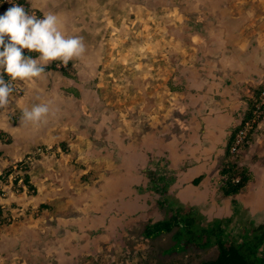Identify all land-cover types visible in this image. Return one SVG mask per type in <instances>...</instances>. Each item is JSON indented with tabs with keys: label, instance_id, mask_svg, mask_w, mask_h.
<instances>
[{
	"label": "rangeland",
	"instance_id": "1",
	"mask_svg": "<svg viewBox=\"0 0 264 264\" xmlns=\"http://www.w3.org/2000/svg\"><path fill=\"white\" fill-rule=\"evenodd\" d=\"M96 3L98 2L90 0H85L83 3H74L75 7L78 4L77 7L79 9L83 8L84 14L89 15L86 18L81 17L78 19L73 18L74 14L69 15L65 20L67 21V27L69 25L71 27L62 31L64 33L69 30L76 31L77 35L82 36L85 47L96 49L97 53V50L101 51L100 47L102 48L100 36L103 30L96 24V22L100 23L99 17L94 14L95 11L98 12L97 7H99ZM123 4L126 9L130 7L125 2ZM141 6L146 8V4L140 3L138 19L134 23V28L143 30L145 35L140 34L139 38H136L138 43L135 44L137 41H133L130 45H136L137 51H140V54L138 53L140 55L139 62L144 57L146 64L151 62L153 66L142 68L139 71L138 79L135 73L131 75V70L127 67L129 64L128 56H130L127 55L123 58V62L127 65L121 67L122 71L111 78L108 76V79L110 78L112 81L103 83L84 82L83 80L90 76L84 70L72 67L68 63L67 67L61 68L44 66L45 72L41 75V78L44 79L39 81L42 85L35 84L48 89H51V84H53L54 89L66 90L69 96L72 95L75 98V100L70 98L72 105L69 106H67L69 104L67 99H59L60 102H57V107H67V115H62L60 112L57 114L50 112L46 121L39 124L46 127L49 122H57L60 129L65 130L64 136L68 135V138H70V159L67 158L68 161L70 160L69 178L61 179L68 177V172H66L61 174V178H55L54 180L49 176H42L43 182L51 183V186L54 188L56 186V189L59 186L62 188L63 184L66 183L68 194L65 197L70 200V215L72 208L86 202L90 207V215L93 212L102 210L103 214L99 216L100 219L108 217L110 221L125 220L124 222H127L124 226L123 223L120 226L117 225L119 228L115 234V239L118 240L117 253H114V249L112 250V259L109 262L92 258L85 259L80 264H201L204 260L214 257L215 247L199 250L188 245L185 246L182 241H177L174 237L178 230L177 226L169 232L160 233L151 238L144 237L141 234L145 220H141L139 212L143 211L142 206L144 207V205L140 202L143 198H139L136 194L138 192L137 186L141 181H145V173L141 172L140 168H143L156 153L168 152L164 154L166 155V163L168 167H172L176 171L175 175L180 178V181L185 179L188 172L191 174L190 176H193L194 172L204 175L199 180L198 185H192L186 181L179 186V182H175L178 187L173 188L180 201L190 204L194 207L196 213L204 215V218L201 219L202 222H205L207 217L212 214L229 217L234 213V207L232 206H235L237 202L239 204L242 202L243 208L238 210L241 211L243 222H252V225L264 223V220H262L264 211L255 210L257 201L253 200L254 193L240 195L239 197L242 199L240 201L238 195L244 188L238 194L232 196L224 195L221 189L218 190L222 168L226 169L231 165H234L237 171L241 168H247L246 175L249 173L250 178L246 184H249V186L253 184L254 180L257 181V173L253 178L251 171L245 165V160L249 161L252 158L253 161V155L258 156V153L253 149V145L264 147V117L259 121L260 126H256L249 133L246 141L237 151L232 153L229 149L233 140L231 139L233 133L245 118V115L241 112L237 117V122L230 124L232 126L231 131L229 130L230 133L225 131L223 134L225 139L223 141V152H220V155H215L217 157L212 161H210L212 155L208 154V151L204 158L193 156L192 154L197 148H189L188 141L187 143L179 142L177 139L180 134L177 122L180 119V114L183 115L184 112L179 113L178 109L173 108L171 115L168 112L162 115V112H166L162 108L168 102L167 100H170V106L172 103H179V100L173 99L175 94H167L162 78L160 82L156 83L154 81L159 76L170 74V78L171 74H177L175 64L180 65V62L191 64L193 62L190 60V54H192L190 44L201 45L216 42L218 37L222 39L221 41L224 44L228 38H231L230 43L234 48H237L239 43L255 45L261 41L263 46L261 56L264 63V0H156L149 4L146 11H142ZM91 14H94L92 19L90 18ZM129 21L130 19L125 20L126 23H129ZM144 50L146 52H143ZM37 54L31 56L34 57ZM218 57L219 61L223 59L222 52L218 54ZM91 63L93 64V60ZM51 69L62 73L69 81L55 82L51 78L55 72L50 71ZM2 72L3 70L0 69V74ZM78 76L82 78L81 81H78ZM261 77L262 79L260 78L258 81H261L258 88L248 87V89H245L244 99H242L244 109L242 111L252 106L260 89L264 87V71ZM226 81H228L227 77ZM13 82L20 88V93H12L6 108L9 107L8 117L10 122L15 123L21 120L23 111L13 107L15 105L14 99H21L23 95L36 97L39 92L34 90V83L32 82L29 83V87L33 89H30L28 93H25V86L22 81ZM49 83L51 84L49 85ZM168 85L170 86L171 83ZM253 89L254 92L252 93ZM86 90L91 92L100 91L102 99L100 97L99 100L96 99L94 104L90 105V102L94 100L81 98L80 91ZM46 101V99H43L42 103ZM98 112H102L101 119L99 116L94 115ZM88 115L91 116H89L90 119L86 117ZM74 116L77 117L75 125L79 129L78 133L74 131L70 122ZM223 116L226 117V115ZM174 117L177 119H174ZM169 121L172 124L170 126L171 130L167 132L166 138L161 136L163 138L161 141L169 147L171 146L170 148H164L165 146H162L161 142L158 143L160 138L155 140L159 146H153L151 150L136 148L139 144H147L149 136L146 131L148 129V132L150 130L152 132L157 124L165 125ZM223 122L225 123V120L221 119L220 123ZM70 128L73 133L70 132ZM113 131L115 137H112L109 133ZM116 137L122 138L123 142L121 147L115 150L113 144H118ZM9 139V136L0 129V176L5 175L7 177V182L0 181V206H3L2 209L0 207V264H66L60 258L62 250L59 248V244L56 243L57 235L49 236L44 230H38L35 226H31L26 228L29 231L28 236L22 238V243H19L9 238L8 231L12 230L17 236L18 232L22 230L20 226H16L17 223H20L25 216L28 218V215L30 216L28 220L34 223L37 213L39 214L37 204L40 200L41 188L37 187L36 183L41 182V178L38 177L42 174L36 172V177L33 176L32 178L30 173L31 167L33 170L35 167L33 164L37 159L41 157L47 162L46 166L55 164L56 167L61 166L66 170L68 169L67 164H59V156L57 154L51 155L55 150L48 146L41 147L38 145L27 151L26 155H31L27 164L19 170L20 172H16L9 178L8 175L12 172L10 163H18L17 158H9L5 152L4 146ZM150 139L154 142L156 138L152 136ZM180 139H183V137ZM129 145H132V147ZM38 149L41 151H38ZM64 149L62 148V151ZM169 149H172V153L169 152ZM196 154H198V151ZM50 156H53L51 157L52 160L48 158ZM195 160L198 163H195ZM182 161H184V167L179 163ZM62 168L60 169L62 170ZM18 174L23 180L19 185L12 180ZM238 177L234 176L233 178ZM246 184L244 187H246ZM51 186L48 189L49 191L52 190ZM262 192V196L259 195L260 198H264V191ZM232 200H235L236 203L233 204ZM229 203L231 208L228 205ZM98 204L100 206L96 208ZM245 204H248L250 208ZM48 207L50 208L49 201L47 209ZM83 212L86 211L83 209ZM38 222L40 223V220ZM54 226L57 227L56 224ZM33 229H37L39 232L36 236H30ZM42 229H44V226ZM178 243L182 247H179L180 244ZM35 253H37L36 256Z\"/></svg>",
	"mask_w": 264,
	"mask_h": 264
},
{
	"label": "crops",
	"instance_id": "2",
	"mask_svg": "<svg viewBox=\"0 0 264 264\" xmlns=\"http://www.w3.org/2000/svg\"><path fill=\"white\" fill-rule=\"evenodd\" d=\"M26 1L28 5L39 10L42 15H45L46 13L57 14L62 24V30H68L67 28L71 27L70 25L67 27V21L65 20V18H68L69 15L71 16L74 14V19H78L81 17L86 18L89 15L84 14V11L82 10L83 8L79 9L77 7L78 4L76 5V7L74 6V3H83L85 0ZM90 1H97L99 3H96V5L99 6L97 7L98 12L95 11L94 14L99 17L100 23L96 22L97 26H100L101 30H103L101 32L102 35L100 36L102 40V48L100 47L101 51L97 50L96 53V49L86 48V52L82 57L74 59L69 63L72 65V67L74 66L80 68L81 70H84L87 75L90 76L87 79H84V82L103 83L106 81H112L110 78L114 75H117L118 72L122 71L121 67L127 65V63L123 62V58L124 56L130 55L128 56L129 64L127 65V67L130 68L132 73L131 75L135 73L138 79L139 71L142 68L153 65L151 62L146 64L142 55V61L144 62H139L140 51H137L136 45H130L133 41H137L135 44L138 43V39L136 38H139L140 34L145 35V32L143 30H136L134 28V23L138 19V7L140 6V3L142 2V4H146V8H149V4L153 3L156 0H132L130 2L129 0ZM123 2L129 4L130 7L126 9ZM141 7L143 8L142 11H146L145 6ZM5 11V9L0 8V15H2ZM130 13H132L133 15ZM94 14L90 15L91 19L92 17H94ZM126 19H130L131 22L129 21V23H126ZM64 34L68 37L70 35V37L82 38V36L77 35V32L73 30H69ZM217 39L218 40L216 42H209L201 45L190 44L193 45H189L192 53L190 54V60H192L193 62L191 64H186L183 62H180V65L175 64L176 70L178 71L177 74H171L170 78V74L159 76L154 80L157 83L158 81L160 82L162 78V83L163 86L166 87L167 94H175V96H173V99L176 98L179 100V103H172L171 106L170 100H167L168 102H166L162 108L165 109L166 112H162V115L167 112L171 115V111L173 108H175V110L178 109L179 113L184 112L183 115L180 114V119H178L177 122L179 124L180 132L179 137L177 138L178 141L186 143L188 141L189 148H197L192 154L193 156L204 158L206 152L208 151V154L212 155L210 161L214 160V158L217 157L215 155L223 152V141L225 139L223 137L224 132L229 130L231 131L232 126L230 124L236 123L237 117L240 112L243 113L242 110L244 109V103H242V99H244L243 93H245V89H248V87L258 88L259 84L261 83V81H258L260 80V78L262 79L261 75L264 71V63L261 56L263 47L261 41L258 40L259 42H257L255 45L239 43L237 48H234L230 43L231 38H228L225 44L221 41L222 39L220 37H218ZM143 52H146V50H144ZM220 52H222L224 57L219 61L218 54ZM37 56L38 54L33 58H36ZM92 60L93 64L91 63ZM52 64L53 62L49 63L48 65L51 66ZM113 70L115 71V74ZM50 71L55 72L53 74L54 76L51 77L55 80V82L69 81L68 78H65V76L57 70L51 69ZM108 76H110L109 79ZM226 77L228 78V81H226ZM40 79L44 78L39 77L31 81H22L24 83L23 85L25 86V93H28L30 89H33L29 87V83L32 82L34 83V90L36 92H39V94L36 97L23 95L21 99L15 98V105H13V107L22 109L23 111L25 108L31 109V107L34 105L42 104V100L46 99L47 101L43 104H47L49 106L51 113L54 112V114H57L58 112H60V114L62 115H67V107H57V102H60L58 101L59 99H67L69 100V104L67 106H69L70 104L72 105V103H70V98L74 100L75 98H73L72 95L69 96V93L66 90L54 89L53 84L51 83H49V85H52L51 89L36 86L42 85L41 83H39ZM77 79L78 81L82 80L80 76H78ZM148 82L150 83V81ZM170 83L171 85L169 86L168 84ZM253 92L254 89L252 93ZM80 93L82 94L81 98L94 100L93 102H90V105L94 104L96 99L99 100L100 97L102 99V94L100 93V91L91 92L86 90L82 92L80 91ZM6 107L7 106L0 109V129L5 132L10 138L8 143L4 146L5 152L9 158L14 157L15 159H18L17 161H20L27 157V151L33 149L35 146H48L49 148L55 150L53 153H51V155L57 154V156H59V164L65 165L66 163V166L68 167V169L66 170L61 166L59 168L56 167L55 164L46 166L47 162L44 161L41 157L37 159V161L33 164L35 165V167L33 170L31 167L30 173L32 178L33 176L36 177V172L42 174L38 177L41 178V182L36 183L37 187L41 188L39 195L40 200L37 204L39 207V214L37 213V218L35 219L34 223L28 220V218L30 217L29 215L28 218L26 216L23 217L24 219L16 225L20 226V229L22 230L18 232L17 236L12 230L8 231L9 238L22 243L21 239L28 236L29 234V231L26 230V228L35 226L38 230H44L49 236H52L53 234L57 235L56 243L59 244L58 246L62 250L60 252V258L65 261L66 264H80L81 261L92 258L97 259L98 261L106 260L109 262L112 259V250L114 249V253H117L118 240L115 239V234L119 229L117 225L120 226L123 223L124 226L127 222L125 223V220L110 221L108 217L100 219L99 216L103 214L102 210L93 212L90 215V207L89 204H86V202H83L80 206H75L74 208H72V213L70 215V200L69 198L65 197L66 194H68V190L66 188L67 186L65 183L66 181L64 182L65 184H63L64 186L62 188L61 186H59L57 190L56 186L54 188L51 186V183L43 182L42 178V176H49L54 180L55 178H61V174L66 172H68V177L61 179L65 180L69 178V136H64L65 130L62 131L58 126L59 123L57 122H49L46 124V127L39 124L33 125L29 122H22L21 120L15 123L10 122L8 117L9 107ZM101 114L102 112L94 113V115L99 116V118L101 117ZM219 114L222 116H220ZM223 115H226V117ZM89 116L90 115L86 117L90 119L91 116ZM183 117L185 119H182ZM76 118L77 117L74 116L70 120V122L74 128V131L78 133L79 129L75 125ZM174 119L177 118L174 117ZM221 119L225 120V123H220ZM171 125L172 124L169 121L168 123L166 122L165 125L161 123L157 124L152 132L151 130L150 132H148V129L146 131V134H148L149 136L148 142H146L147 144H139L136 148L151 150L153 146H159L158 143L160 142L162 143V146H165L164 148H170L171 146L169 147L161 141L163 139L161 138V136H164L166 138L167 132L171 130ZM180 127L182 128L180 129ZM70 132H72L71 128ZM109 133L112 137H115L114 131ZM152 136H155L156 138L154 139V142H152V140L150 139V137ZM182 137L183 139H180ZM158 138H160V141L157 143L155 142V140H158ZM66 142H68L69 144ZM116 142L118 144H113L115 150L118 147H121L123 142L122 138L116 137ZM129 146L132 147V145ZM62 148H65L64 151H62ZM253 149L258 153V156L256 155L255 157L253 155V161L252 158L249 161L245 160V165L251 171L253 178H255L257 173V181L253 179L254 181L252 185L249 186V184H246V187H244V190L238 195V197L240 195H245L244 193H249L248 195L254 193L255 197L253 200L257 201L255 203V210L264 211V198L259 197V195L262 196V191H264V147L253 145ZM197 151L198 154H196ZM169 152L172 153V149H169ZM51 157L53 156H50L48 158L52 160L53 158ZM184 161L179 162L182 167H184ZM186 161L188 162V159ZM195 163L198 162L196 161ZM38 167L40 168L37 170ZM60 168H62V170ZM184 170H186V168H184ZM190 175L191 174H189L188 172L185 175V179L179 181V186L186 181L189 184L198 185L200 182L199 180H201L204 176L203 174L198 172H194L193 176ZM196 179L198 181L194 182V180ZM50 186L52 190L49 191L48 189L50 188ZM219 186L220 183L218 187ZM174 187H178V184H174ZM219 189L220 188H218V190ZM239 199L240 201H242L240 197ZM48 201L51 209L49 207L47 209ZM240 203L242 204V202ZM228 205L230 207V203ZM245 205L247 207L249 206L248 204ZM99 206L100 205L98 204L96 208H98ZM82 208L86 212H83ZM38 220H40V223L38 222ZM55 224L57 227L54 226ZM43 226L44 229H42ZM37 229H33V231L30 232V236H36L39 233ZM36 254L37 253H35L34 255L36 256Z\"/></svg>",
	"mask_w": 264,
	"mask_h": 264
},
{
	"label": "trees",
	"instance_id": "3",
	"mask_svg": "<svg viewBox=\"0 0 264 264\" xmlns=\"http://www.w3.org/2000/svg\"><path fill=\"white\" fill-rule=\"evenodd\" d=\"M243 114L246 118L250 117L252 108H247ZM166 153H156L140 168L145 173V181L137 186L136 194L143 198L140 202L144 205L143 211L139 212L141 220H145L141 234L151 238L177 226L174 237L185 246L199 250L215 247L214 257L201 264H264V223L252 225V222H243L240 214L243 206L238 202L232 206L234 213L231 216L212 214L202 222L204 215L196 213L193 206L183 203L175 195L173 185L180 178L175 175L176 171L172 167H168L164 155ZM241 169L237 171L234 165L222 168L219 188L224 195L238 194L244 188L250 174L246 175L247 168ZM232 203L236 201L232 200ZM179 247H182L181 244Z\"/></svg>",
	"mask_w": 264,
	"mask_h": 264
},
{
	"label": "clouds",
	"instance_id": "4",
	"mask_svg": "<svg viewBox=\"0 0 264 264\" xmlns=\"http://www.w3.org/2000/svg\"><path fill=\"white\" fill-rule=\"evenodd\" d=\"M38 53L36 58L25 55ZM86 47L81 37H68L62 31L57 14L46 13L42 18L29 14L20 4H13L0 15V69L9 80L0 75V108L10 102L15 90L13 81H31L41 77L45 67L60 61L64 67L84 55ZM44 65V66H42ZM50 113L47 104L25 108L21 121L38 125L46 121Z\"/></svg>",
	"mask_w": 264,
	"mask_h": 264
},
{
	"label": "built area",
	"instance_id": "5",
	"mask_svg": "<svg viewBox=\"0 0 264 264\" xmlns=\"http://www.w3.org/2000/svg\"><path fill=\"white\" fill-rule=\"evenodd\" d=\"M14 3L22 5L26 9V11L29 12V14L36 15L38 18L43 17L40 11L28 5L26 0H0V8L7 10ZM32 54H35V53H29L28 50H25V55H32ZM50 67L61 68L64 66L61 64L60 61H55ZM0 75H2L5 80H9V77L7 76L6 73L2 72ZM11 83L15 89L13 92L16 94L20 93V88H18V86L14 84V82H11ZM251 108H252V115L250 117H247V118L245 117L243 119L242 124L236 130L234 134V137L230 145V149H229L230 152L232 153L237 151L240 148V146L244 144L249 133L256 126L258 125L260 126L261 124L259 121L264 117V87L260 89L255 101L252 103ZM38 151H41V150L38 149ZM30 156L31 155H27V157H25L23 160L17 161L18 163H15V162H14L15 164L10 163L12 172L9 173L8 177L11 178L13 174H15L16 172H20L19 170L22 169L25 164H27V161L30 159ZM1 180L3 182H7V177L5 175H2L0 176V181ZM12 180H14L15 183L17 182L18 185L23 181L22 178L19 176V174L15 176L14 179ZM0 207L1 209L3 208V206H0ZM0 219H1V215H0Z\"/></svg>",
	"mask_w": 264,
	"mask_h": 264
}]
</instances>
